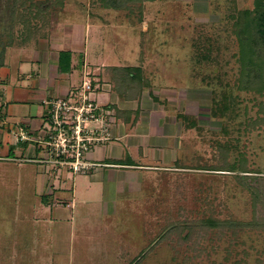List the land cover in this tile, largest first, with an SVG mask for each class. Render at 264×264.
Returning <instances> with one entry per match:
<instances>
[{"label": "rangeland", "instance_id": "1", "mask_svg": "<svg viewBox=\"0 0 264 264\" xmlns=\"http://www.w3.org/2000/svg\"><path fill=\"white\" fill-rule=\"evenodd\" d=\"M13 2L0 0V50L11 39L5 54L53 35L62 19L69 29L87 22L89 63L76 56L75 87L80 70L120 92H148L142 106L156 118L166 114L180 143L162 160L135 155L152 169H128L133 183L125 191L99 167L73 172L57 163L64 155L52 150L57 129L49 118L38 136L10 134L0 157V264H264V201L253 214L250 196L264 199V91L244 89L239 57L242 42L258 41L244 13L254 0H137L110 8L63 0L47 3L31 33L10 20ZM128 66L140 68V80L128 76ZM226 160L234 171L209 169ZM207 218L247 225L219 232L203 223Z\"/></svg>", "mask_w": 264, "mask_h": 264}, {"label": "crops", "instance_id": "2", "mask_svg": "<svg viewBox=\"0 0 264 264\" xmlns=\"http://www.w3.org/2000/svg\"><path fill=\"white\" fill-rule=\"evenodd\" d=\"M62 21L59 23L61 28L55 34L41 36L27 45L10 47L7 53H4L3 64L0 65V138L3 139L0 157L8 154L10 145L7 140H10V134L18 140L28 135L31 138L33 135L38 136L48 118L45 100L56 96H69L76 90L72 69L76 67L77 55L82 57L84 54V59L88 58L90 46L88 45L86 49V43L89 30H86L87 22L79 24V27L75 23L74 26L70 23L69 29L66 21ZM87 58L85 60H88ZM92 60L96 63L101 62L97 57ZM83 67L85 71L89 68L84 61ZM95 69L99 70L101 67H94ZM88 73L89 71H86L81 74L79 70V76L81 75L83 80L89 78L94 81L93 97L104 112L105 118L109 120L108 126L113 134L111 139L113 142L108 140L106 143L90 146L84 158L88 162L102 164L93 165L90 169L99 167L101 172L106 170L116 186L126 191V184L133 183V179L128 176V169H152L136 162L135 155L137 158L151 157L162 160V156L164 158L166 155L164 153L166 149L169 152L167 155L171 157L174 149L179 147L180 139L171 131L173 121L167 120L166 114H159L160 117L156 118V110L148 111L142 106L145 93L148 92L142 91L141 94L120 92L111 81L103 79L100 82V77L90 78ZM97 80L99 83L95 82ZM42 150L36 152L37 157ZM32 154L31 151L27 152L28 157H32ZM47 155L49 156L48 152ZM20 156L23 158L22 154ZM176 160L177 158L173 157V162ZM68 171H65V175ZM135 182L138 184V181Z\"/></svg>", "mask_w": 264, "mask_h": 264}, {"label": "trees", "instance_id": "3", "mask_svg": "<svg viewBox=\"0 0 264 264\" xmlns=\"http://www.w3.org/2000/svg\"><path fill=\"white\" fill-rule=\"evenodd\" d=\"M112 1V2H111ZM133 2L137 0H100L101 5L103 7H116L115 4L120 7V2ZM139 1V0H138ZM117 2V3H116ZM48 5L54 6L56 5H63V0H48V1H42L37 2L35 0H29L28 5H26L25 0H14L12 5L10 6V20L13 22L14 20H17L21 22L22 26H27L28 31L31 33L33 28L31 27V20H36L41 17L43 14L44 7H47ZM52 3V4H50ZM20 6L21 10L23 12H20V10L17 11V7ZM44 10V11H43ZM244 13L246 14V25L248 27L249 32H251L255 37V40H258L257 42L251 43L249 42H242L240 44V73L242 78H245V88L247 89H253L258 91H264V0H254V6L252 10H245ZM28 24V25H27ZM12 24L10 23V26ZM34 30L33 32H35ZM29 37V36H28ZM12 39L7 41L6 43H3V46H1V57H0V65L3 64V56L5 52V48L12 44ZM28 42V41H26ZM23 42V43H26ZM21 44V43H19ZM258 45V46H257ZM257 47V48H256ZM258 53H261L259 57H256ZM251 67V70L248 73V69ZM127 71L128 76L131 78L138 77L135 74L140 73V68L135 66H128L124 69ZM133 70V71H131ZM256 77V78H253ZM140 80V78H139ZM243 83V81H242ZM242 87V86H241ZM243 88V87H242ZM219 107V106H218ZM230 105L224 104L222 107V113L223 115L225 112L229 109ZM221 110V109H220ZM225 110V112H224ZM219 111V109H218ZM217 113V112H216ZM178 117L183 119L184 121H187L186 124L188 127L195 126V121L193 119H190L188 114H178ZM239 159H244V156L239 157ZM177 161V160H176ZM175 161V162H176ZM245 161H241L240 163L243 164ZM222 168H209V169H218V170H235V164H231L229 161H225L224 166H221ZM243 171L246 168L244 167V164L242 165ZM251 194V193H250ZM252 197V204L251 209L253 214L256 213L257 203H262L264 199L259 198L258 196L250 195ZM259 203V204H260ZM204 224L208 226V228H217L219 229V232L225 228L232 229V231H235V229H244L247 225L245 221L240 220H225V222H221L219 219H213V218H207L203 221ZM231 223L232 227H228V225ZM224 224V225H223ZM192 226V228H191ZM195 226L191 223L190 228L193 229ZM226 226V227H224ZM143 253V252H142ZM141 253V254H142ZM133 264V263H131ZM239 264V263H236Z\"/></svg>", "mask_w": 264, "mask_h": 264}, {"label": "built area", "instance_id": "4", "mask_svg": "<svg viewBox=\"0 0 264 264\" xmlns=\"http://www.w3.org/2000/svg\"><path fill=\"white\" fill-rule=\"evenodd\" d=\"M94 92L91 80L85 79L80 89L76 88L69 96H56L44 101L49 122L57 129V134L53 139L51 137L52 150L64 155V159L56 162L74 172L94 165L84 158L90 146L113 137L109 120L101 113L93 97ZM90 122H98V128H88L87 123Z\"/></svg>", "mask_w": 264, "mask_h": 264}]
</instances>
